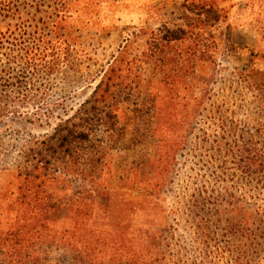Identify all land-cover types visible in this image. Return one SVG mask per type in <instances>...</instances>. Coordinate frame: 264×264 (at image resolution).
I'll use <instances>...</instances> for the list:
<instances>
[{
	"label": "rangeland",
	"instance_id": "1",
	"mask_svg": "<svg viewBox=\"0 0 264 264\" xmlns=\"http://www.w3.org/2000/svg\"><path fill=\"white\" fill-rule=\"evenodd\" d=\"M72 1V39L61 48L78 70L65 61V73L51 75L52 95L39 102L53 109L49 124L72 118L86 101L89 108L112 73L123 79L116 117L105 108L109 98L97 103L112 195L102 198L109 216L96 221L105 245L95 264H264V60L244 48L264 53V33L240 25L253 16L230 6L244 0H211L223 9L219 22L194 0ZM30 5H21L23 15L34 12ZM13 130L23 125L0 124L3 135ZM47 130L35 125L32 135ZM3 135L0 164L19 153L14 136ZM147 157L163 163L146 165ZM152 170L170 173L161 192L135 197ZM17 186L15 169L0 167L4 232L15 219ZM228 203L247 215L227 213ZM35 248L36 264H87L78 252Z\"/></svg>",
	"mask_w": 264,
	"mask_h": 264
},
{
	"label": "trees",
	"instance_id": "2",
	"mask_svg": "<svg viewBox=\"0 0 264 264\" xmlns=\"http://www.w3.org/2000/svg\"><path fill=\"white\" fill-rule=\"evenodd\" d=\"M194 1L198 2L201 14H212L215 22L223 19L220 13L223 9L214 7L211 0ZM72 2L0 0V124L10 119L23 125V131H8L5 135L0 131V146L2 135H13L18 142L15 148L19 149L15 158L0 164L1 168H14L18 180L17 195L11 203L15 219L6 232L0 230V260L4 264H36L41 253L35 247L41 244L78 252L79 261L95 264L99 261L97 253L105 245L103 231L96 221L100 215L109 216L108 203L102 198L109 199L112 194L103 176L108 162L102 149L104 142L100 135L104 125L97 117V103L101 98H109L105 108L116 117L117 110L113 108L123 79L112 73L95 87L89 108L85 107L86 101L72 118L60 119L53 127L48 122L53 109L39 105L52 95L51 75L65 73V61L70 63L69 68L77 69V64L72 65L69 59V49L61 48L72 39L69 23ZM28 3L34 12L25 16L21 5ZM234 6L245 7L253 16L241 26L248 25L257 33H264V0H244L230 7ZM199 25L205 27V21ZM227 29L230 34V25ZM244 48L264 60V53L257 54L248 46ZM10 77L16 78V82H10ZM37 85L45 89L40 92ZM131 86L132 82H128L124 89ZM44 124L47 131L32 135L35 125L41 128ZM111 128L115 133L117 127L111 125ZM156 163L163 162L147 157L146 165ZM169 176L166 171L152 170L147 178L138 180L142 187L135 197L146 200L160 193L161 181ZM230 204L227 213L241 210L234 205L228 207ZM238 213L247 215L245 211Z\"/></svg>",
	"mask_w": 264,
	"mask_h": 264
}]
</instances>
